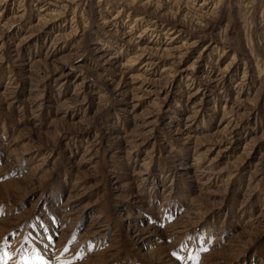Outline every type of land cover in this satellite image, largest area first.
Returning <instances> with one entry per match:
<instances>
[{"label": "rangeland", "instance_id": "obj_1", "mask_svg": "<svg viewBox=\"0 0 264 264\" xmlns=\"http://www.w3.org/2000/svg\"><path fill=\"white\" fill-rule=\"evenodd\" d=\"M0 264H264V0H0Z\"/></svg>", "mask_w": 264, "mask_h": 264}, {"label": "bare ground", "instance_id": "obj_2", "mask_svg": "<svg viewBox=\"0 0 264 264\" xmlns=\"http://www.w3.org/2000/svg\"><path fill=\"white\" fill-rule=\"evenodd\" d=\"M190 140V139H189Z\"/></svg>", "mask_w": 264, "mask_h": 264}]
</instances>
